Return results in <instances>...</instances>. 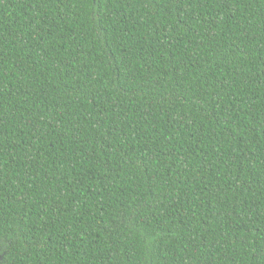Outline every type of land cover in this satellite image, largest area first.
I'll return each mask as SVG.
<instances>
[{
  "label": "trees",
  "instance_id": "16d2710c",
  "mask_svg": "<svg viewBox=\"0 0 264 264\" xmlns=\"http://www.w3.org/2000/svg\"><path fill=\"white\" fill-rule=\"evenodd\" d=\"M0 264H264V0H0Z\"/></svg>",
  "mask_w": 264,
  "mask_h": 264
}]
</instances>
